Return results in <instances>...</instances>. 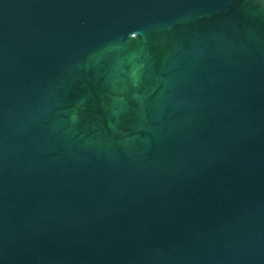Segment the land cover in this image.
I'll use <instances>...</instances> for the list:
<instances>
[{"label": "water", "instance_id": "95a60500", "mask_svg": "<svg viewBox=\"0 0 264 264\" xmlns=\"http://www.w3.org/2000/svg\"><path fill=\"white\" fill-rule=\"evenodd\" d=\"M0 264H264V0H0Z\"/></svg>", "mask_w": 264, "mask_h": 264}]
</instances>
